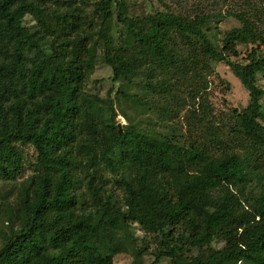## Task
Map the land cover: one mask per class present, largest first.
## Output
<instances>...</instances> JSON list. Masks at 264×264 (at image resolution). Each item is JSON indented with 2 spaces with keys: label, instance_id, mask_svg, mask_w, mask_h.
Here are the masks:
<instances>
[{
  "label": "trees",
  "instance_id": "trees-1",
  "mask_svg": "<svg viewBox=\"0 0 264 264\" xmlns=\"http://www.w3.org/2000/svg\"><path fill=\"white\" fill-rule=\"evenodd\" d=\"M27 16L33 28L23 25ZM225 17L241 26L219 49L205 14L133 17L124 0H0V179L23 174L20 147L36 154L0 264H113L127 253L130 224L161 238L153 264H264V33L240 14ZM239 46L252 47L243 63L234 60ZM205 59L228 67L249 96L207 142L185 145L133 126L120 132L110 92L101 99L83 88L101 60L113 83L141 76L147 92L170 96L172 80L209 70ZM96 166L114 176L120 203L89 175L83 207L76 173ZM214 240L224 246L207 249Z\"/></svg>",
  "mask_w": 264,
  "mask_h": 264
},
{
  "label": "rangeland",
  "instance_id": "rangeland-1",
  "mask_svg": "<svg viewBox=\"0 0 264 264\" xmlns=\"http://www.w3.org/2000/svg\"><path fill=\"white\" fill-rule=\"evenodd\" d=\"M130 16H144L153 13H172L192 19L205 14L211 17L205 24V31L212 44L221 48V40L232 28L240 27V23L229 14H240L246 17L258 30L264 33V0H124ZM91 7H88L90 13ZM25 27L33 28L35 23L31 17L23 19ZM120 27L113 23V34L118 35ZM251 46L237 47L238 57L234 60L243 63ZM209 70L203 71L199 78L186 76L184 80L171 81L169 95L151 94L145 90L144 77H137L131 83H113L111 69L98 60L86 74L84 90L98 98L106 99L110 92V100L115 110V125L120 132L133 126L148 135L157 138H173L181 144L210 139L209 134L221 132L229 128L232 112H240L249 102L248 92L232 75L224 64L205 59ZM158 81V80H157ZM154 80L153 82H157ZM257 86L264 92V76H258ZM134 96L135 101L119 98L118 91ZM264 105V95L261 100ZM206 119L207 121H204ZM83 133L81 140H87ZM25 164L23 174L14 180L0 179V248L4 237L10 229H17L11 214L17 209V197L20 184L35 171L36 154L29 147H20ZM94 176V184L103 182L104 188L110 192L117 202H121L122 194L114 184V176L102 166L94 167L88 172L78 170L76 173L78 190L84 198L83 207L90 208L85 183L88 176ZM10 210V215L7 210ZM127 253L118 254L113 264H153L156 255L163 248L159 236L146 235L137 225L127 228ZM224 246L220 240H214L207 249L219 250ZM141 251L140 259L135 254ZM197 250L190 249L186 255H196ZM156 264H169L168 259H161Z\"/></svg>",
  "mask_w": 264,
  "mask_h": 264
}]
</instances>
